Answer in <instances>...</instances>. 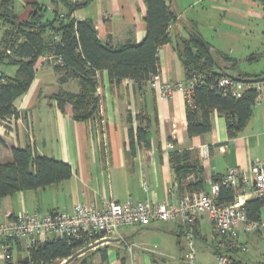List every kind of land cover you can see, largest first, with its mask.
Wrapping results in <instances>:
<instances>
[{
  "label": "crops",
  "instance_id": "0c3cea01",
  "mask_svg": "<svg viewBox=\"0 0 264 264\" xmlns=\"http://www.w3.org/2000/svg\"><path fill=\"white\" fill-rule=\"evenodd\" d=\"M167 2L176 17L169 26L172 41L159 48V75L163 80L171 82L184 81L185 70L174 43L178 37H188L190 28H194L202 36L197 29L200 24L199 12L193 11L187 16L188 8H181V0ZM211 3L213 18L218 16L238 29L246 26L251 19L264 20V9L256 7L259 5L256 0H211ZM90 6L91 11H87ZM79 9H85L86 13L76 16L75 10L73 17L77 20L92 19L100 39L110 45L138 42L146 33L145 0H92L86 7ZM203 11L206 14L208 12ZM225 33L230 37L237 36L231 30ZM211 47L237 59L235 67L227 68L232 75L249 73L254 79L264 77V65L242 67V59L234 57L230 53L231 49L227 52L212 45ZM263 52L264 50L254 52L247 57L255 58L259 54L260 58H264ZM222 64L217 60V69ZM6 66H11L9 75H13L16 67L5 64L1 67L3 72L7 70ZM99 79L100 125L97 121H75L68 112H61L54 100L49 99L48 96L58 90L57 75L43 56L38 58L29 89L15 100L18 115L13 117L9 126L0 124V135L3 138L0 161H11L12 147L32 144L37 153L67 162L72 168V174L68 179L45 188L0 197V221L8 213L33 210L71 211L77 203L100 204L103 199L124 201L128 197L148 198L157 203L175 200L181 194L177 189L174 193L170 190L174 178L168 160L171 148L196 151L206 190L214 181L213 177L223 175L229 167L238 166L249 170L255 161L264 162V95L253 105L251 117L234 137L228 136L225 117L216 111L212 114L209 132L189 137L186 133L185 97L181 91L176 90L169 97L160 99L155 90L149 87L139 89L130 79H123L117 86H111L106 71L100 72ZM63 88L76 92L79 86L75 79H71ZM139 111L152 119L148 146L136 141L131 145L128 136V127L130 123L135 125L134 116ZM203 147L208 149L206 158L200 156ZM143 183H146L147 190L143 188ZM203 218L206 216L202 215L195 227L198 237H195L194 247L197 239L206 240L201 230ZM157 222L164 221H154L146 226L120 227L117 234L91 247L97 251L89 254L88 264L94 261L97 253L99 264L136 263L139 258L137 255L132 257L134 251H141L140 245L154 236L166 246L162 245L157 251H182V259L187 261L189 245L184 234L188 226L178 221H165L169 224L165 235H160L163 236L160 238L157 234L159 231H156L158 228H152L157 227L154 226ZM136 228L145 231H138ZM247 236L259 238L261 234ZM217 242L213 238L212 243ZM9 244L14 260L25 256V249H20L19 243V246L13 242ZM152 257L155 263L164 264L154 255Z\"/></svg>",
  "mask_w": 264,
  "mask_h": 264
},
{
  "label": "trees",
  "instance_id": "16d2710c",
  "mask_svg": "<svg viewBox=\"0 0 264 264\" xmlns=\"http://www.w3.org/2000/svg\"><path fill=\"white\" fill-rule=\"evenodd\" d=\"M52 1H60L66 8L65 11L55 9L52 19L43 20L44 7L41 5V9H38V3L35 2L33 7L37 9H32L29 16L21 20L14 10L13 0H0V22L6 25L0 42L1 126H9L13 117L18 115L15 100L29 89L35 76V64L40 56L55 54L62 57L61 64L47 61L56 73L58 82V90L50 94L49 99L54 100L61 112H68L73 120L97 121L100 125V72L106 71L108 82L113 87L123 79H130L137 88L146 89L150 78L160 71L159 48L172 41L169 26L176 15L167 0H145L144 37L138 42H126L117 46L100 39L92 19L77 20L73 17L75 10L86 7L92 0ZM174 48L185 70V79L195 78L191 101L185 100L187 136L209 132L212 114L216 111L225 117L228 136L234 137L251 117L256 93L253 88H248L236 97L230 88L219 86L218 79L223 75L241 81L255 79L249 73L232 75L227 68L235 67L237 59L213 50L194 28H190L188 37L176 38ZM217 60L223 63L220 69H217ZM5 64L16 67L13 75L2 71L1 67ZM71 79L78 83L79 89L76 92L63 88ZM134 119L135 125L130 123L128 127L131 145L136 141L148 146L151 117L139 111ZM155 120L154 118L153 122ZM2 144L3 138L0 135V145ZM11 154V161H0V197L45 188L68 179L72 174V168L67 162L37 153L32 144L12 147ZM168 160L174 173L173 181L180 194L206 190L195 150L171 148ZM188 176L192 178L188 180ZM220 177L221 175H216L213 179L217 182ZM233 199V189L221 186L217 203H229ZM244 207L249 219H262L264 195L247 199ZM194 234L198 237L196 231ZM86 240L84 236L75 239L66 235H53L29 247L25 256L18 257L14 264H51L71 259L85 248ZM220 242L218 240L211 244L214 255L232 251V256L236 255L241 262L251 264L237 250L220 248ZM17 245L19 246L18 243ZM19 248L22 249L20 246ZM88 258L89 256L84 257L77 264H88Z\"/></svg>",
  "mask_w": 264,
  "mask_h": 264
},
{
  "label": "built area",
  "instance_id": "2783aa9c",
  "mask_svg": "<svg viewBox=\"0 0 264 264\" xmlns=\"http://www.w3.org/2000/svg\"><path fill=\"white\" fill-rule=\"evenodd\" d=\"M43 59L52 64L62 63L61 55H44ZM194 80L195 78L191 77L184 81L171 82L163 80L157 73L150 78L148 84L160 99L169 97L174 91L179 90L185 100L190 102ZM218 85L224 89L230 88L236 97L246 89L253 88L256 93L255 103L264 95V77L241 81L223 75L218 79ZM200 156L208 157L207 147L201 149ZM191 178L192 176L187 177L188 180ZM221 186L233 189L234 199L231 202L217 203L216 198ZM143 188L147 190L146 183H143ZM176 189L177 185L173 181L170 190L174 193ZM262 195H264V162L255 161L249 170H243L238 166L229 167L219 181L210 184L208 190L186 191L175 200L168 202L157 203L148 198L128 197L124 201L103 199L100 204L93 205L77 203L71 211L33 210L21 211L15 215L8 213L0 221V264L15 262L9 242L19 243L27 250L35 243L53 235H66L75 239L84 236L87 239L85 245L90 248L99 241L117 234L122 226H146L154 221H178L188 226L184 234L189 245L186 259L188 262H193L195 260L194 231L202 215H205L209 221L214 238L221 240L220 248L235 249L238 253L247 252L245 237L251 233H260L264 237V220L249 219L244 205L247 199ZM231 252L215 254L216 264H245L236 258V255L232 256Z\"/></svg>",
  "mask_w": 264,
  "mask_h": 264
},
{
  "label": "rangeland",
  "instance_id": "374dc122",
  "mask_svg": "<svg viewBox=\"0 0 264 264\" xmlns=\"http://www.w3.org/2000/svg\"><path fill=\"white\" fill-rule=\"evenodd\" d=\"M80 1V0H79ZM259 4L258 7H262L264 9V2L260 0H256ZM38 3L36 5L38 9H41V5H43V20L52 19L54 16V11L57 9L58 11H65V7L62 5L60 1L53 2L52 0H13L14 10L18 15V18L23 20L26 19L31 10H36L34 8L33 3ZM182 7L188 8L186 15L190 16L191 13H195V11L199 12L198 18L200 19V24L197 29L202 34V36L215 48L224 50L229 52L231 49V54L234 57L242 59L240 64L242 67H253L257 64L261 66L264 65V58H260L259 54L257 56V61H253L256 58H248L251 53L260 52L264 50V20L251 19L246 26H243L242 29H238L235 26L230 25L227 21L222 20L221 18L212 17L211 0H181ZM191 6V7H190ZM207 10V14L203 11ZM87 11H91V6L87 9ZM86 13L85 9L76 10V16H81ZM214 13V12H213ZM220 15V14H219ZM6 30V25L0 22V42L3 36V33ZM231 30L232 32H236V37H230L225 31ZM224 31V32H223ZM254 57V56H252ZM253 61V62H251ZM7 67V66H6ZM5 67V68H6ZM10 67H7L8 74L10 73ZM0 131L2 129L0 128ZM262 219L264 220V208L262 211ZM168 223L165 222H157L154 224L152 228H158L156 231H159L157 234L165 235L166 226ZM138 231H145L143 229L136 228ZM155 230V229H154ZM202 234L206 236V240L202 241L201 239H197L195 243V260L193 262H188L182 259L183 252L182 251H157L163 245L160 243L159 238L152 237V239L146 240V242L140 246H142L141 251H134L133 256L137 255L138 260H136V264H157L152 260V256L164 264H216L214 254L211 250V244L213 241V234L211 232L210 223L206 218H203L201 223ZM254 233H251V235ZM163 236H160L162 238ZM246 244L248 245L247 252H241L242 256L245 259H248L251 264H264V237L261 235L259 238H253L252 236L245 237ZM185 244V242H184ZM82 250L77 252L71 259H65L62 261H55L51 264H77L84 257H88L90 253L93 251H97L95 249L92 250V246L89 248L87 245L84 246ZM157 247V248H156ZM124 253V251H121ZM26 254V250L23 252ZM158 254H163L164 256H160ZM16 255V254H15ZM98 256H94V261L90 264H99ZM163 258V259H162Z\"/></svg>",
  "mask_w": 264,
  "mask_h": 264
}]
</instances>
